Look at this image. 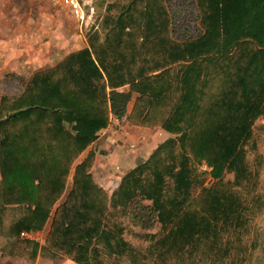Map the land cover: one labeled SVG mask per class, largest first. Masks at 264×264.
Instances as JSON below:
<instances>
[{
  "label": "trees",
  "instance_id": "trees-1",
  "mask_svg": "<svg viewBox=\"0 0 264 264\" xmlns=\"http://www.w3.org/2000/svg\"><path fill=\"white\" fill-rule=\"evenodd\" d=\"M93 4L85 48L0 97L2 255L31 247L96 264L102 247L133 259L123 232L136 228L154 264H253L264 210L254 133L264 119V0ZM111 117L170 137L108 194L90 173L94 152L79 159ZM47 223L41 246L21 240Z\"/></svg>",
  "mask_w": 264,
  "mask_h": 264
},
{
  "label": "rangeland",
  "instance_id": "rangeland-1",
  "mask_svg": "<svg viewBox=\"0 0 264 264\" xmlns=\"http://www.w3.org/2000/svg\"><path fill=\"white\" fill-rule=\"evenodd\" d=\"M80 1L83 3L82 17L73 18L66 8L56 9L35 0H0V97L17 94L22 80H26L35 72L53 67L55 62L63 59L67 54L86 47L87 36L91 30L97 27L95 19L97 14L94 11L93 0ZM254 133L257 148L264 163V119L261 118L254 124ZM123 145L126 146H122V149L128 152H137L138 150L135 143ZM155 148L152 149L151 153ZM148 156L142 155V158L134 160L135 164L133 165L136 167L139 163H143ZM81 159L82 157L79 160ZM115 162L111 157L109 164L113 165ZM204 165L199 166L197 170L202 174L201 178L204 179L205 185H209L212 182L209 174L210 168L203 169ZM134 166L122 167L119 175H124L127 168L131 169ZM226 179L230 180L231 177L227 176ZM70 185L69 179L66 183L65 194ZM257 193L264 199V164L259 175ZM196 196L194 194L192 198L195 199ZM24 214L23 208L17 209V217L24 216ZM117 221L120 225H127L125 219H118ZM254 227L258 229L260 234L261 247L256 252L257 255H255L253 264H264V244H262L264 242V210L256 217ZM48 228L49 223L40 231L21 233L20 238L41 246ZM158 228L157 226L155 230ZM131 232L125 230L123 239L134 248L133 259L131 258L132 255L120 259L109 257L101 247V249L99 248L100 253L98 252L99 257L97 256V260H101V263L96 264H154V261L149 257L148 250L152 243L145 242L138 237V235H143L145 231L134 228ZM6 241L4 237H0V250ZM36 252L33 255L32 248L28 247L21 257L9 256L8 259L0 260V264H73L67 258L51 259L42 256L39 251ZM2 257L4 259L7 254L2 255ZM167 264L179 263L167 262ZM212 264H234V261L228 260L224 263L214 262Z\"/></svg>",
  "mask_w": 264,
  "mask_h": 264
},
{
  "label": "crops",
  "instance_id": "crops-1",
  "mask_svg": "<svg viewBox=\"0 0 264 264\" xmlns=\"http://www.w3.org/2000/svg\"><path fill=\"white\" fill-rule=\"evenodd\" d=\"M37 2L56 9L59 8L48 3L40 1ZM66 9L73 18H76L71 9ZM59 61L60 60L55 62V64ZM113 121V118H111L109 120L108 126L97 134L95 143L81 155L83 159L89 150L94 152L95 160L90 173L92 175L93 181L108 194H111L114 189L117 188L120 179L123 177V174L119 175L121 172L120 169H123L122 167H127V165L130 167L134 166V160L142 158V155L148 156L153 148L170 137L167 133L159 128L148 129L134 127L130 126L126 121L118 128H115L112 124ZM126 143H135L138 146L137 152H128L122 149V146H126L123 144ZM111 157L116 161L113 163V165L109 164ZM134 167L131 169L127 168L126 171L129 172ZM127 172H125V174ZM8 257L9 256L3 259L2 252L0 251V260L8 259Z\"/></svg>",
  "mask_w": 264,
  "mask_h": 264
},
{
  "label": "built area",
  "instance_id": "built-area-1",
  "mask_svg": "<svg viewBox=\"0 0 264 264\" xmlns=\"http://www.w3.org/2000/svg\"><path fill=\"white\" fill-rule=\"evenodd\" d=\"M36 1H40V2H44V3H48L51 4L55 7H59V8H69L72 10L73 14L75 15V17L81 16L82 17V2L80 0H36ZM113 118V126L115 128H118L119 126H121L122 124L125 123L126 121V117L123 118ZM110 118V119H111ZM203 169H208L205 165L203 166ZM207 171V170H205Z\"/></svg>",
  "mask_w": 264,
  "mask_h": 264
}]
</instances>
